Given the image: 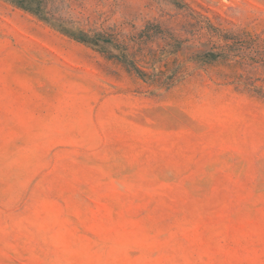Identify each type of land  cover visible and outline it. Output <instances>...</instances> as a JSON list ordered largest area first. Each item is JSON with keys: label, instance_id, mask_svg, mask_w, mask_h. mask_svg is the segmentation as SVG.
Wrapping results in <instances>:
<instances>
[{"label": "rangeland", "instance_id": "obj_1", "mask_svg": "<svg viewBox=\"0 0 264 264\" xmlns=\"http://www.w3.org/2000/svg\"><path fill=\"white\" fill-rule=\"evenodd\" d=\"M0 0V264H264V0Z\"/></svg>", "mask_w": 264, "mask_h": 264}, {"label": "trees", "instance_id": "obj_2", "mask_svg": "<svg viewBox=\"0 0 264 264\" xmlns=\"http://www.w3.org/2000/svg\"><path fill=\"white\" fill-rule=\"evenodd\" d=\"M16 5L21 8L34 12L36 14H41L43 9V0H11Z\"/></svg>", "mask_w": 264, "mask_h": 264}]
</instances>
